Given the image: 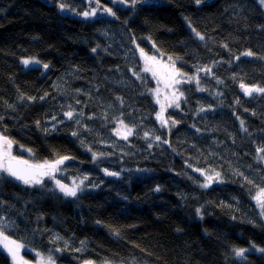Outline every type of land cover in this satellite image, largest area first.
<instances>
[{"label":"trees","instance_id":"1","mask_svg":"<svg viewBox=\"0 0 264 264\" xmlns=\"http://www.w3.org/2000/svg\"><path fill=\"white\" fill-rule=\"evenodd\" d=\"M101 1L114 16L60 10L82 13L85 0H0V134L31 163L69 157L58 177L90 188L65 199L49 179L27 186L5 176L4 234L53 252L57 264H264L262 251L232 255L264 247L254 198L264 189V93L241 88H264V8L258 0ZM152 53L186 77L179 107L166 110L169 128L158 122L155 82L144 71ZM23 58L40 66L25 70ZM121 121L127 139L116 133ZM211 173L221 176L203 187ZM30 257L24 252L25 264ZM0 264H12L1 250Z\"/></svg>","mask_w":264,"mask_h":264},{"label":"rangeland","instance_id":"2","mask_svg":"<svg viewBox=\"0 0 264 264\" xmlns=\"http://www.w3.org/2000/svg\"><path fill=\"white\" fill-rule=\"evenodd\" d=\"M85 1H86L85 10L89 11V12H91L92 10H95L96 11L95 16H89L88 18H85L82 15L83 12L79 13L76 11H72V12H70V14L72 16L77 17V18L94 19L95 17H97V13L99 11H104V9L109 8V7L105 6L101 0H85ZM258 2L260 3V0H258ZM111 3L123 5V6H130L129 4L121 3L120 0H111ZM260 5L262 6V8H264V5H262L261 3H260ZM104 13L108 14L105 11H104ZM150 58H152V59H150ZM24 59H35V58H23V59H21V65L25 70L40 66V63H39V64H30L26 67L22 63V61ZM35 60H37V59H35ZM146 62L148 63L147 67L152 69L151 71H147V72L151 75V77L153 78V80L155 82V87H154V90L152 93V97L158 106V115H161L164 120L168 121L167 113H166L168 106L176 105L177 103L181 102V100L185 96L181 87H180V83H181V81H185L186 77L181 75L178 72V70L175 66V62L172 59L170 60L169 58H166L165 56H163L160 53H157V54L152 53V54L147 55ZM177 72L179 73V75L176 74ZM153 73H155V74H153ZM205 76H207V74H205ZM190 78H191L190 80H192L195 83H197V79L199 82H201V79H200V76L198 73H196L194 76H192ZM176 81H179V83H177ZM249 88H256V87H249ZM254 93H257V92H253L252 94H254ZM175 97H179V99L177 100V99H175ZM157 100H159V103H157ZM162 107H163V111H162ZM158 122L162 126L161 120H159ZM169 126H170V123L168 121V126L166 128H169ZM128 129H130V128L127 127L126 125L120 123V124H118V126L116 128V133L119 132L118 135L123 138L125 135H127ZM128 136H130V135H128ZM18 150L20 152H23V153L26 152L22 149H18ZM11 154L14 157L25 159L31 163L28 156L19 157L18 155H16L15 145L13 143H12V148H11ZM48 165H51V164H48ZM61 175H62V172H61ZM64 175L65 174L63 173V176ZM208 177H212V179L209 180ZM57 180H59L61 184L65 185L69 188L74 187L76 185H80V188L81 187L88 188V187L85 186L83 179H73L70 182L63 180L62 177H58V176L55 178L49 179L51 186L54 187V189H53L54 192L61 195L65 199L75 198L79 194H82V193L90 190V189L83 188L80 191L78 190L79 192L77 191V195L75 197L66 196V195H64L63 192L60 191L59 186L56 183ZM81 181H83V184H81ZM216 181H217L216 173H211L206 177L205 184H208L209 186H211V185L215 184ZM9 239L13 240L10 237H9ZM16 244L21 245V247H19L18 249H15V252H16V259L15 260L13 259L12 255L9 254L8 250L6 248H4L2 244H0V250L9 257L12 264H25L24 252H28L31 256L29 258V260L31 262L29 261L28 264H42V262H43V264H49V261L53 262V264H57L55 259H54V256H53V252L40 253V252H37L35 250H31V249L25 247L23 244H21L17 241H16ZM12 247H14V246H12Z\"/></svg>","mask_w":264,"mask_h":264},{"label":"snow or ice","instance_id":"3","mask_svg":"<svg viewBox=\"0 0 264 264\" xmlns=\"http://www.w3.org/2000/svg\"><path fill=\"white\" fill-rule=\"evenodd\" d=\"M120 2L125 3L126 0H120ZM200 2H201V0H196L197 4H199ZM136 3H137V0H130V6L131 7H135ZM260 3L262 5H264V0H260ZM65 9H66V5L64 3H61L60 4V10L63 12ZM104 11L107 12L109 15H112V16L115 15V13L112 11L111 8H106V9H104ZM82 15L85 18H88L89 16H95L96 11L95 10H92L91 12L84 11L82 13ZM193 31H195V29H193ZM196 35L200 40L205 39V37L203 35H201L199 32H196ZM93 51L95 52V49H93ZM141 54L143 55V50H141ZM242 55L253 56L254 54L251 51H246V52L242 53ZM150 59H152V58H150ZM169 59L171 60V58H169ZM237 59H239V57H237ZM22 63L27 67L30 64H39L40 61L35 60V59H24L22 61ZM43 67L45 69H47L49 66L47 64H44ZM151 70L152 69H150L148 67H146L144 69V71H151ZM202 70L206 71V72L211 71L210 68L202 69ZM153 74H155V73H153ZM176 74L179 75L178 72ZM176 82L179 83V81H176ZM197 83H199L198 79H197ZM241 88L244 89L245 94L249 95V96L253 92L264 93V88H248V87H245V85H243V84H241ZM200 90L203 91V89H200ZM30 99H35V98H30ZM175 99L178 100L179 97H175ZM157 103H159V100H157ZM176 107H179L178 103L176 104ZM162 111H163V107H162ZM201 111H204V109L202 108ZM65 115L70 120L74 118V113L72 111L66 112ZM0 119H2V117H0ZM53 119H55V117H53ZM157 119L161 120L162 126H165V127L168 126V121L164 120L161 115H158ZM37 123H39V122H37ZM77 123H79V121H77ZM122 123L123 122L121 121V124ZM171 123L173 125H175L176 121H172ZM241 127L243 128L244 131H247V128H244V121L243 120H241ZM131 132H132V130L128 129L127 135H125L123 138L127 139V136L131 135ZM72 134L74 136L77 135L76 132H73ZM117 134H119V132ZM145 135L147 136V133ZM156 140L159 141L160 137L157 136ZM12 143H13V141L8 139L6 135L0 134V180H3L5 178V176H7V177L13 178L16 181L22 182L24 185L34 186V185L41 183L40 176L48 175L47 172L40 171L41 168L47 167V168L52 169V171L54 172L55 170H57V168L60 164H63L65 160L69 159V157L64 156V157L59 158L54 164H51V165H48L47 162L43 166H41V165H36V166L29 165L27 163V161H21V160H18L16 157L12 156V154H11ZM257 152L258 153H264V148H258ZM93 156L95 158L96 154L93 153ZM260 159L264 160V156H261ZM105 174L110 175V176L118 175V173L109 172L107 169H105ZM201 174L203 175V173H201ZM219 175H220L219 173H216V177H219ZM85 179H87V177H85ZM208 179L211 180L212 177H208ZM56 183L59 186L60 191L63 192L64 195H66V196L75 197L77 195V191L82 190L80 188V185H76L74 187L69 188V187L61 184L59 180H57ZM81 184H83V181H81ZM202 186L208 187L209 185L204 184ZM160 190L161 189L159 187H157L155 189V191H157V192H159ZM254 198L257 202V205L261 209V215L264 216V189H261L260 192ZM0 206H2V202H0ZM197 214L201 215L200 209H197ZM201 218H203L202 215H201ZM98 223H99V221H98ZM5 226L6 225H4L2 223V220H0V244H2L3 247L8 250L9 254H11L13 259L15 260L16 259L15 249H18L19 247H21V245L16 244V241L10 240L9 237L4 234L3 228ZM117 235H118V233H117ZM12 246H14V247H12ZM57 250H59V249H57ZM259 250L264 252V249H259ZM233 251L235 252L237 257H243L245 251H247V250L241 248V249H234ZM42 264H43V262H42ZM49 264H53V262L49 261Z\"/></svg>","mask_w":264,"mask_h":264},{"label":"water","instance_id":"4","mask_svg":"<svg viewBox=\"0 0 264 264\" xmlns=\"http://www.w3.org/2000/svg\"><path fill=\"white\" fill-rule=\"evenodd\" d=\"M45 1H46V2H49V0H45ZM211 2H213V0H208L206 3H211ZM160 3H161L160 0H141V1L139 2V5H140V6H155V5H159ZM101 14H102V12H99V13H98V15H101ZM16 158H17L18 160H21V161H27V160L22 159V158H18V157H16ZM69 161H70V158L67 159V160H65L64 163H63V164H60V165L58 166L57 170H55L54 172L52 171V169L47 168V167L41 168L40 171L47 172L48 175H42V176H40L41 183H40V184H37V185H35V186H41V185L44 183L45 180H48V179H51V178L57 177V176H58V173H59V171H60V168H61L63 165H65L66 163H68ZM27 163H28L29 165H33V166L38 165V164L30 163V162H28V161H27ZM41 166H43V165H41Z\"/></svg>","mask_w":264,"mask_h":264},{"label":"bare ground","instance_id":"5","mask_svg":"<svg viewBox=\"0 0 264 264\" xmlns=\"http://www.w3.org/2000/svg\"><path fill=\"white\" fill-rule=\"evenodd\" d=\"M141 1V0H140ZM70 10H68V9H65V14H67V15H70ZM99 12H102V14L101 15H98V13ZM98 13H97V17H99V16H103L105 13H104V11H99ZM218 150V152H220L221 154H223L224 156L225 155H227L228 157H229V153H228V151H227V148H224V147H222V146H220V148H218L217 149ZM240 150H242V148L240 149ZM225 158H226V156H225ZM225 162V161H224ZM51 164V163H50ZM52 164H54V163H52ZM224 166L225 167H228V163H226L225 162V164H224ZM244 175H246V174H244ZM220 176H221V174H220ZM55 178V177H54ZM51 189H52V191L54 192V187L53 186H51ZM85 189H90V188H85ZM242 249H246L247 251H245V253H244V256H249V254H258L259 252H261L259 249H264V247L263 246H261L260 244H253V245H251V246H249V247H241ZM241 248H234V249H241ZM233 249V250H234ZM232 255L233 256H236V254H235V252L234 251H232ZM237 257V256H236ZM250 257V256H249ZM9 258V257H8ZM248 259V258H247ZM11 262V261H10Z\"/></svg>","mask_w":264,"mask_h":264}]
</instances>
